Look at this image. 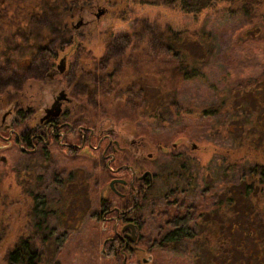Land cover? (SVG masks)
Returning a JSON list of instances; mask_svg holds the SVG:
<instances>
[{"label": "trees", "instance_id": "16d2710c", "mask_svg": "<svg viewBox=\"0 0 264 264\" xmlns=\"http://www.w3.org/2000/svg\"><path fill=\"white\" fill-rule=\"evenodd\" d=\"M163 1L193 18L207 17L208 11L225 12V3L236 2L248 21L245 0ZM78 2L0 0L1 109L10 105L26 82L34 80L38 67H44L48 58L55 55L44 50L68 46L75 49L70 21L80 11ZM219 3L221 8L217 9ZM158 26L152 27L157 39H153L149 53L156 61L154 69L162 75L153 76V80H165L169 85L149 89L152 76H142L137 88L130 82L119 86L115 70L120 69L122 63L118 59L125 55L123 50L131 40V36H124L128 34L120 33L111 39L108 48L114 50L121 45V53L106 51L99 58L90 59L80 48L75 49L74 62L79 60L82 68L77 71L78 98L84 100L88 114L100 112L103 104H129L133 105V121L144 116L154 129L200 140L209 137L212 141L213 156L208 164L177 154L170 158L169 163L174 166L167 167L169 173L160 174L166 180L172 179L173 187L160 197L152 192L142 207L161 222L160 232L150 247L181 252L189 241L199 240L196 235L200 229L216 228L221 232L231 225L246 233L248 241L261 252L260 264H264V50L252 46L248 37L235 38L227 46V75L222 78L223 86H218L209 78L208 39L201 34V53L190 55L183 48L187 45L183 37L177 38L178 32L171 27L159 31ZM253 87L259 91L254 93ZM157 203L164 208L157 211ZM238 214H242V221L236 218ZM32 240L21 236L6 253L7 264H34ZM118 257L122 260L123 253L118 252Z\"/></svg>", "mask_w": 264, "mask_h": 264}, {"label": "rangeland", "instance_id": "374dc122", "mask_svg": "<svg viewBox=\"0 0 264 264\" xmlns=\"http://www.w3.org/2000/svg\"><path fill=\"white\" fill-rule=\"evenodd\" d=\"M147 1L150 2L147 6L109 9L108 13L99 20H95L92 13H86L83 16L76 14L70 21L71 35L75 40L72 45H76L75 49L80 48L82 54H88L90 59L99 58L106 51H110L111 54L121 53L119 49L121 45H118V48L114 50L108 48L111 39L113 40L120 33L128 34L124 35L125 37L131 36L130 42L123 50L125 55L118 59L122 63H120V69L116 68L115 70L117 73L114 78L116 82L118 81L119 86L123 87L124 82H130L137 88L138 78L142 80L144 76L147 78L152 76L149 89H153L154 86L166 87L169 85H166L165 80H153V76L162 75L160 71L154 69L156 61L152 60L149 53L153 39H157L152 28L154 24L155 26L159 25L157 27L159 31L164 30L165 27H171L173 31L178 32L180 35L177 38L182 39L183 37L184 42L187 43L183 48L190 55L199 56L201 53L199 43L201 34H203L202 37L207 38L211 46L209 78L218 86H223L222 78L227 75V62L225 61L227 46L235 38L248 37L253 41H251L252 46L264 50V0H245L248 21L244 19L242 11L237 8L236 2L225 3L227 6L225 12L221 10L208 11L207 17L198 15L193 18L191 14H186L177 8H170L172 4L165 3L163 0ZM217 6V9H220L221 3ZM92 11H96V9ZM79 19L82 20V25L76 28L75 24ZM141 29L142 32L139 33ZM133 32L134 34H132ZM71 49L70 46L63 48L64 51ZM73 54L72 58L75 59ZM58 61L59 59L56 60V63ZM144 70H147V74L144 73ZM138 72L142 73L140 77L137 75ZM247 91L249 92V89ZM258 91L256 87H253L254 93ZM21 92L26 97H44L41 88L33 81H27ZM129 106V104L120 105L118 102L115 105L103 104L100 107V112H89V124L100 125L106 130H114L117 135L132 134L137 140H141L142 145L139 150L144 155L152 154L153 170L162 175L168 172V166H174L169 163L173 155H187L202 164L210 162L209 160L213 156V144L212 141H209V137L208 140H200L190 138L184 133L172 135L173 133L169 134L167 130L154 129L149 120L145 122L144 116L140 117L138 121H133L131 117L133 105ZM2 153L6 156V162L0 160V264H7L6 253L21 236L33 238V249L45 250L46 254L43 255L42 264L121 263L120 258L108 255L107 245L104 244V240L111 234V231H108L111 224H103L90 217L91 212L98 204V198L95 197V192L92 190L94 177L90 167L88 169V186L90 194L93 195L92 197L90 195V199L87 201L88 212L80 218V225L76 226L72 222L71 232L68 233L67 240L60 248H48L35 243L37 235L34 219L30 213L32 207L30 193L33 184L27 179L34 177V161L22 163V159L18 158L19 153L13 151ZM104 181H108L106 175ZM172 182V179L166 180L161 177L153 192L157 193L158 197L164 195L167 190L173 187ZM179 184H183V182ZM156 205L157 211L164 208L160 203ZM150 212L148 209L143 212L144 222L140 230V245L146 248V252L139 256H129L126 264H260L261 252L257 251V246L248 241L246 233L243 234L242 229L234 230L231 225L221 232L216 228H212L211 231H205V228L203 231L200 229L199 234L196 235V239L199 240L189 241L188 244L182 246L181 252L150 247L153 239L160 232L161 225L159 218L153 217V213L151 216ZM241 216L242 214H238L236 218L242 221L243 216ZM141 257L147 260L143 262ZM45 258H47L46 261ZM262 258L264 259V252Z\"/></svg>", "mask_w": 264, "mask_h": 264}, {"label": "flooded vegetation", "instance_id": "af4514ba", "mask_svg": "<svg viewBox=\"0 0 264 264\" xmlns=\"http://www.w3.org/2000/svg\"><path fill=\"white\" fill-rule=\"evenodd\" d=\"M149 3L79 0L76 6L80 8L77 15L92 13L99 20L109 9H131ZM99 11L101 14L96 16ZM63 51H43L55 54L44 67H38L33 78L43 98L26 97L20 90L10 105L0 110V160L6 162L2 152L13 151L20 154L22 163L34 161V177L27 179L33 184L30 213L34 217L35 243L48 248H60L71 232L72 222L80 225V218L88 212L87 201L93 195L88 186L90 167L94 177L92 190L98 198L90 217L111 224V234L105 242L107 253L113 257L123 253L120 264H126L129 256L146 252L140 245L142 207L161 176L153 170L152 154L144 155L139 150L141 140L89 124L87 106L78 98L77 71L82 68L79 60L74 62L72 58L74 49ZM83 75L86 77V72ZM32 254L34 264H42L45 250L34 249Z\"/></svg>", "mask_w": 264, "mask_h": 264}, {"label": "water", "instance_id": "95a60500", "mask_svg": "<svg viewBox=\"0 0 264 264\" xmlns=\"http://www.w3.org/2000/svg\"><path fill=\"white\" fill-rule=\"evenodd\" d=\"M101 14V11H99V12H97L96 13V16H99ZM80 25H82V20L81 19H79L77 22H76V24H75V27L77 28V27H79ZM195 147V146H194ZM150 173V172H149ZM133 227H134V225H132ZM135 233H136V229L135 228H133V230H132V234H134V236L132 237V240H135L136 239V235H135ZM107 241V238L104 240V244H105V242Z\"/></svg>", "mask_w": 264, "mask_h": 264}]
</instances>
